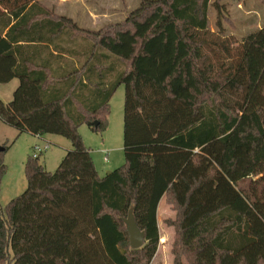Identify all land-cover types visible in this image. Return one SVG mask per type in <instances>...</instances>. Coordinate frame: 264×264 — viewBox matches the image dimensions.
I'll return each instance as SVG.
<instances>
[{"label": "trees", "instance_id": "obj_1", "mask_svg": "<svg viewBox=\"0 0 264 264\" xmlns=\"http://www.w3.org/2000/svg\"><path fill=\"white\" fill-rule=\"evenodd\" d=\"M210 6L142 0L126 22L83 33L91 46L67 51L82 63L56 67L77 24L38 0H0V84L19 80L0 119L72 144L54 173L28 157L27 189L0 205V264H153L165 197L178 211L174 264H264V192L248 184L264 181V27L238 57L214 43L229 60L215 69L218 51L201 36ZM112 57L127 68L106 66ZM122 85L125 164L101 177L79 128L105 131ZM130 212L141 249L131 248Z\"/></svg>", "mask_w": 264, "mask_h": 264}, {"label": "rangeland", "instance_id": "obj_2", "mask_svg": "<svg viewBox=\"0 0 264 264\" xmlns=\"http://www.w3.org/2000/svg\"><path fill=\"white\" fill-rule=\"evenodd\" d=\"M56 17H67L74 21L80 32L74 33L76 39L69 35L59 42L64 49L58 51V63L76 65L82 63V58L72 57L67 51H83L91 46L92 41L84 38L83 33L100 32L110 26L126 22L127 18L141 4L142 0H38ZM208 11V30L201 35L217 49V55L210 53L211 64L218 68L219 60L229 61L222 49L214 43L225 42L233 55L238 57L237 48L252 33L264 27V0H210ZM43 50V56L53 51ZM206 53H208L206 51ZM65 55L66 58L63 57ZM222 54V55H221ZM235 59V57H232ZM232 58H229L232 60ZM106 66L113 63L117 71H124L127 65L116 58L105 62ZM113 80L114 76L109 77ZM19 86V80L14 79L8 84H0V101L10 103L13 94ZM124 103L125 86H120L109 104L108 126L103 132H95L84 124L79 128L86 147L91 150V155L96 169L101 177L107 176L125 164L124 152ZM49 144L50 148L40 155V164L51 173H54L62 162L67 150L72 149L71 142L61 136L47 135L46 139L39 140L30 134H20L17 129L5 124L0 119V146H8L3 159L7 167L0 185V205L5 208L13 199L22 195L27 189L25 164L28 157L34 153L36 145ZM107 159V161H106ZM258 179V178H257ZM253 179L248 184L259 192H264V181ZM251 186V187H252ZM178 211L168 200L163 198L158 210V225L160 231V245L153 264H174L173 248L176 237V224ZM183 264H189L182 258Z\"/></svg>", "mask_w": 264, "mask_h": 264}, {"label": "water", "instance_id": "obj_3", "mask_svg": "<svg viewBox=\"0 0 264 264\" xmlns=\"http://www.w3.org/2000/svg\"><path fill=\"white\" fill-rule=\"evenodd\" d=\"M98 126L99 122H94V127ZM2 152H5V147L0 146V153ZM110 173L111 172H108L107 175H109ZM125 223L127 225L128 233L130 235L131 248L133 250L141 249L145 245L146 235L138 227V224L132 212H130L128 218L125 219Z\"/></svg>", "mask_w": 264, "mask_h": 264}, {"label": "built area", "instance_id": "obj_4", "mask_svg": "<svg viewBox=\"0 0 264 264\" xmlns=\"http://www.w3.org/2000/svg\"><path fill=\"white\" fill-rule=\"evenodd\" d=\"M49 149L48 145H45L44 147L41 146H36L34 148V153H33V157L34 158H39L41 154H43L44 152H46ZM107 161V159H106Z\"/></svg>", "mask_w": 264, "mask_h": 264}, {"label": "crops", "instance_id": "obj_5", "mask_svg": "<svg viewBox=\"0 0 264 264\" xmlns=\"http://www.w3.org/2000/svg\"><path fill=\"white\" fill-rule=\"evenodd\" d=\"M47 136V135H46ZM46 136H42V137H36L37 139H39V140H44V139H46ZM45 145H48L49 146V144H44L43 146H41V147H44ZM36 146H40V145H36ZM35 146V147H36ZM49 148H50V146H49ZM70 150V149H69ZM68 151V150H67ZM65 157V156H64ZM100 174V173H99Z\"/></svg>", "mask_w": 264, "mask_h": 264}]
</instances>
